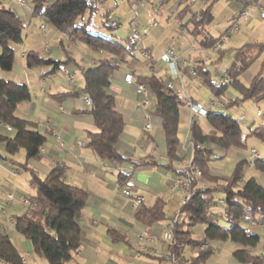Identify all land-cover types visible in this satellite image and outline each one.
Listing matches in <instances>:
<instances>
[{
	"label": "trees",
	"instance_id": "obj_1",
	"mask_svg": "<svg viewBox=\"0 0 264 264\" xmlns=\"http://www.w3.org/2000/svg\"><path fill=\"white\" fill-rule=\"evenodd\" d=\"M100 5L96 0H29V9L23 8L28 15L25 20L0 0V71H12L14 46L23 42L32 19L42 21L64 37L81 42L90 51L99 53L101 58L97 64L79 69L83 78L82 88L54 96L58 100L80 94L87 96L90 105L85 112L91 116L94 130L86 133V147L104 165L117 167L131 159L121 149L125 116L116 106L111 77L120 62L128 61V56L132 57L131 61L135 60L136 40L118 35L120 22L113 19L110 11L101 13L100 23L95 24L93 16L98 13ZM189 8L186 6L178 16ZM211 16L210 5L192 14L189 20L194 24V31L204 33V26L211 22ZM220 39L221 36L210 37L204 33L200 45L204 49H213ZM108 55L116 60H111ZM262 56L264 64V43H249L235 49L232 62L222 76L228 79L227 84L214 80L201 60L192 64L188 62V66L180 67V70L184 75H189V69L194 70V77H198L212 97L225 103L226 107L245 101L257 102L264 99L263 67L249 85L242 82L241 76ZM149 58L154 62L153 58ZM24 60L28 69L46 67L45 74L62 69L70 72L73 67H78V63L69 56L54 60L40 57L37 50L27 51ZM157 73L154 70L150 74L132 75L137 82L148 86L155 97L150 112L160 119L168 159L164 167L172 169L174 162L187 160L186 156L180 155L181 145L177 138L180 106L187 98L180 91L168 88V83H172L170 72L165 78ZM228 88L238 93L236 99L229 101L223 98ZM30 99L27 84L0 77V161L11 162L10 157L22 154L24 162L14 163L28 172V183L35 191L34 195L25 197L30 203L27 210L13 216V230L17 237L30 243L33 255L46 264H69L86 242L81 210L86 205L88 193L66 181L62 166H55L44 176L30 167V163L40 160L41 148L46 141L36 122L16 115L17 107ZM223 109L207 111L203 117L207 129L202 126L201 118H196L199 115H195L190 123L189 141L200 146L193 149L190 156L202 176L191 181L190 197L181 206L176 220L166 215L163 198L157 199L151 207L141 206L135 214L140 225L151 228L157 240L168 244L167 254L174 257L177 264H204L213 254V244L226 241L233 244L232 256L239 264H264V256L259 252L260 237L249 231L254 226L264 228V183L255 177L244 178L248 165L259 172L264 171V158L258 156L253 164H249L247 158H240L230 176L213 173L209 165L224 158L230 149L244 148L249 136L264 141V122L244 136L239 122L224 113ZM7 126L11 131L7 130ZM216 149H222L224 154L217 156ZM139 165L136 163L134 166ZM130 177L131 173L117 170L116 181L121 190L127 187ZM210 182L214 183L213 187L206 185ZM196 225L204 226L200 239L194 237L192 227ZM168 229L171 236L166 239ZM108 235L114 242L123 239V235L114 229H109ZM203 244L208 246L201 248ZM165 261L162 255V264ZM0 264H26L25 256L1 225Z\"/></svg>",
	"mask_w": 264,
	"mask_h": 264
},
{
	"label": "crops",
	"instance_id": "obj_2",
	"mask_svg": "<svg viewBox=\"0 0 264 264\" xmlns=\"http://www.w3.org/2000/svg\"><path fill=\"white\" fill-rule=\"evenodd\" d=\"M7 1H10L9 7L13 8L17 13L18 10L15 7L21 8L24 14H18L25 20L28 19L27 12L21 6L17 5L14 0ZM135 1L137 3L143 2L142 0ZM197 2H200L202 7L194 9L192 0H177L176 4L180 6L182 3H186V6H190L189 10H187L190 11V17L195 12L210 5L212 20H218L224 27L220 36L224 34L235 16L240 12L246 10L248 18L241 23L239 30L234 32L236 35H233L234 33L231 34L229 38L221 43L219 48L214 47L212 49L217 56L216 60H213L212 57L206 59L198 57L191 61L189 58V64L201 60L208 70V63L216 62L223 58H228L231 64L232 54L235 49L249 43H264V19L260 17L259 12V9L264 10V0H246L245 2L238 0H208L205 3L202 1ZM180 12L177 13V18L182 17V13L178 16ZM42 25L44 26L43 30L41 29ZM203 31L210 37H214L210 32ZM191 32L195 35L201 33L194 31V29ZM204 33H201L203 37ZM144 36L147 42L140 51L143 69L138 71L135 65L136 60H128L120 62L118 69L113 72L111 77L116 106L125 116V126L121 136V149L131 159V161L117 167L104 165L86 147V133L94 130L91 116L85 112L88 108L85 104L87 96L80 94L64 100H58L54 96L71 89L78 90L82 88L83 78L79 69L97 64L101 58L99 53L90 51L81 42L64 37L63 34L42 21L32 19L23 42L14 46L12 71L5 74L0 73V77L4 79L28 85L31 99L17 107L16 115L36 122L37 129L46 137V141L41 148L40 160L30 163V167L35 169L39 175L41 173L46 175L55 166H62L66 181L84 189L88 193L86 205L81 210L82 230L86 242L80 247L79 252L74 255L69 264H132V262L135 264H162L161 256L167 252L168 244L157 239L145 249H140L137 245L135 235L143 226L135 219L136 213L131 208L132 198L122 194L121 188L116 181L118 169L131 173L126 186L130 189L132 195L143 197L142 206L151 207L157 199L163 198L166 201L164 207L166 215L169 217L178 215L185 192L182 190L173 191L171 185L176 178V168L181 162H174L172 169L164 167L168 159L164 138L160 130V119L152 115V131L144 130L143 112L135 109V103L141 99V96L136 93L133 85L128 86L123 81L126 73L150 74L160 68L159 59L153 56L152 44L148 43L150 42V35L146 32ZM167 49H172L175 52L180 51L179 48L174 49L168 46L164 48V52ZM218 49L225 52L220 53L217 51ZM29 50H37L40 57H48L54 60H62L67 56L72 58L78 63V67H73L70 71L73 83H69L67 76L62 70L45 74L48 70L46 67L26 68L24 55ZM148 56L153 58L155 63ZM262 62L263 56L242 74L241 80L244 84L249 85L261 67H263L262 73L264 75V64ZM169 72L171 74V71ZM166 75L161 77L165 78ZM182 75V78H178L171 74L170 77L175 78L174 80L172 79L174 89L183 93L187 99L201 105L203 109L212 110L210 109V102L220 100L211 99L208 102L206 101L207 103H203L198 97L193 98L191 93L188 95L190 87L195 86L200 93L204 87L198 77L189 76L195 79L194 83L188 81L186 83L184 82L185 76L184 74ZM222 76H224V73L215 72L212 78L216 80V78H222ZM152 96L155 98L153 94ZM237 97L238 93L232 88H228L223 94V98L229 101ZM152 107H150V110ZM183 108L186 113L181 117L179 111L177 138L181 145L180 155L186 156L185 159H189L191 150L186 149L185 145L190 139L189 127L192 118L191 112L185 104ZM225 108L226 106L224 105ZM215 109L218 110L217 108ZM196 118H203V116ZM159 138L162 139L161 142ZM160 143L163 145L162 147ZM237 150L230 149L224 158L210 162L209 165L212 172L221 176H229L239 159L244 157ZM10 159L11 162L9 160V162L5 161L4 163L0 161V225L7 230L10 237L12 235L15 246L25 256L27 264V259L33 260L34 257L32 246L29 242L23 241L15 235L13 223L10 221L14 215L21 214L27 210V207L20 203V199L34 195L35 191L28 181L21 180L19 173L17 176L12 174L13 166L18 165L14 161L24 162V156L16 154ZM136 163L140 165L134 166ZM6 174L10 175L11 179H7ZM31 192L32 194L29 196L24 194ZM8 194H13L14 201L4 209L2 202L5 201ZM109 229L119 232V234L123 235V239L112 241L108 235ZM249 231L260 237L259 252L262 251L264 249V228L254 226L250 227ZM213 247L215 251L208 261L217 264H227L226 258L232 253L233 248L226 250L222 244H213Z\"/></svg>",
	"mask_w": 264,
	"mask_h": 264
},
{
	"label": "rangeland",
	"instance_id": "obj_3",
	"mask_svg": "<svg viewBox=\"0 0 264 264\" xmlns=\"http://www.w3.org/2000/svg\"><path fill=\"white\" fill-rule=\"evenodd\" d=\"M4 5L10 6V1L2 0ZM143 2L137 3L135 0H107L106 3H103L99 6L98 13L93 16V22L95 24H99L101 17L100 14L106 11H110L114 16L113 19H116L120 22V26L118 29V35L123 38H132L135 33H138L140 36L136 40L135 51L137 59L136 60V68L138 71H141L142 68V59L140 58V51L143 46H145V33L149 34V44H152L153 56L156 59H159L160 68L157 69V75L163 76L165 74L169 75V70L167 69V64L161 61V54L164 52V48L171 46L174 49L179 48L180 51H176L178 55L182 54L185 58L192 61L194 58H209L212 57L213 60L217 59L215 52L212 48L204 49L201 47L200 42L203 37L201 33L192 34V30L194 29L193 22L189 21L190 11L182 12V17L177 18V13L182 11L186 3H182L180 6L176 4L177 0H142ZM188 4V3H187ZM193 8L197 9L202 7L200 2H194ZM18 10L19 14H24L22 9L19 7H15ZM20 10V11H19ZM24 10V9H23ZM204 26V30L208 31L214 37H219L224 30L221 23L218 20H212L209 24ZM234 33V32H233ZM232 33V34H233ZM233 35H236L234 33ZM181 55V56H182ZM128 60H131L132 57L128 56ZM230 61L228 58H223L218 61H213L208 63V68L211 76L215 74V72H219L221 74L225 73V69L229 67ZM156 69V68H155ZM0 73H6L0 71ZM184 82L194 83L193 78H190L189 75H184ZM171 79H175L172 77ZM185 83V84H186ZM190 91L188 95L191 93L193 98L198 97L202 100L203 103H207L209 100L214 99L212 95L206 88H202V92H198L195 86L189 88ZM184 95V94H183ZM215 100V99H214ZM207 101V102H206ZM217 102V101H215ZM257 103V104H255ZM211 106V105H210ZM209 107V106H208ZM210 109H215L211 106ZM223 112L226 114H230L235 120L239 122L241 125V130L243 135H248L250 130L258 127L264 122V99L259 100L257 102L245 101L238 105L230 104ZM186 113V110L183 106H180V116L183 117ZM191 114V113H190ZM187 115V114H186ZM202 117V116H201ZM191 118L193 116L191 114ZM199 119V118H197ZM202 126L204 129H207V124L204 122L203 118L200 119ZM161 142V138H159ZM160 146L162 147L163 145ZM237 150V149H236ZM244 158L249 157L256 152L260 159L264 158V141L260 140L255 136H249L246 139L245 147L242 149H238ZM217 156H222L224 151L222 149H216ZM14 169L18 171L20 174L21 180L28 181L29 175L28 172L25 171L21 166L14 165ZM263 172H259L255 169L254 166L248 165L244 172V178L248 179L250 177H255L259 182L264 183ZM44 176L43 173L40 174ZM231 175V174H230ZM229 175V176H230ZM1 178V175H0ZM7 179H11L10 175L6 174ZM207 185V184H206ZM214 183H208V187H213ZM29 196L31 193H24ZM218 197V194L216 195ZM145 227H142L143 229ZM204 226L196 225L192 227L194 237L196 239H200L202 236ZM152 233V232H151ZM11 239L13 241V237L11 235ZM156 240V238H155ZM14 243V241H13ZM222 244L226 250H231L233 248V244L229 241L215 243V245ZM214 248V247H213ZM225 250V249H224ZM215 248L213 250V253ZM232 252V251H231ZM227 264H239L235 258L232 256V253L228 255ZM27 264H46L43 259H40L36 256L33 257V260L27 259ZM132 264H135L132 262ZM164 264V263H163ZM204 264H217L211 261H206ZM220 264V263H218Z\"/></svg>",
	"mask_w": 264,
	"mask_h": 264
},
{
	"label": "built area",
	"instance_id": "obj_4",
	"mask_svg": "<svg viewBox=\"0 0 264 264\" xmlns=\"http://www.w3.org/2000/svg\"><path fill=\"white\" fill-rule=\"evenodd\" d=\"M14 1L16 2V4H18L22 8H24L26 10L29 9V0H14ZM96 1L99 4H103V3L107 2V0H96ZM119 1H124V0H119ZM192 1L193 2L202 1L205 3L208 0H192ZM238 1L245 2L246 0H238ZM259 12H260V17L264 19V10L259 9ZM247 18H248V12L246 10L237 14L235 16L234 20L232 21L231 25L229 26V28L221 36L219 43H217L215 47L216 48L220 47L221 43L225 39L229 38V36L233 32L238 31L241 23L246 21ZM114 24H115V22H114ZM41 29L42 30L44 29L43 25L41 26ZM135 34L136 35L133 36V40H137L138 37L140 36L138 33H135ZM108 57L111 60L115 59L112 55H108ZM161 61L164 62L165 64H167L170 71H171V74L173 76L178 77V78H182V76H183L182 72L180 70V67L184 68V67L188 66V61L183 56L176 54V52L172 49H167L162 54ZM62 72L67 76L69 83L72 84L73 83L72 74L67 69H62ZM188 73L190 76L195 75V72L192 69H189ZM216 80L220 83H224V84L228 83V79L224 78V77L218 78V79L216 78ZM123 81L128 86L133 85L135 87L136 93L141 96V99L135 103V109L141 110L143 112V120H144L143 128L145 131L151 132L152 131V123H151L152 114L150 112V107L155 104V98H153L152 92L150 91L148 86H146L145 84H141V83L137 82L135 77L131 73L124 74ZM168 88H174L173 84L168 83ZM85 104L87 106L90 105V100L88 98L85 100ZM210 105L213 106L214 108H217V109H223L224 108V104L219 102V101H217V102L211 101ZM185 106L190 110L193 117L195 115H199V116L204 117L207 113V110L203 109L201 105L194 103L193 101H191L189 99L186 100ZM6 128H7V130L11 131L10 127L7 126ZM185 147H186V149H190L191 152L195 148H200L199 145H194L190 141L185 145ZM257 158H258V154L256 152H253L252 155L247 157V160H248L249 164H253L257 160ZM12 174L14 176H17L18 171L12 170ZM201 176H202V173H201L200 169L193 164L191 156L189 159L181 162L177 166L176 178L174 179V181L171 185V189L173 191L182 190L185 192V195H184L183 200H182V205L185 202H187V200L190 197V183H191V181L193 179H198ZM263 176H264V172H263ZM121 192L124 196L132 198L131 199L132 200L131 201V208H132L134 213H137V211L140 209V207L142 206V204L144 202L143 197L140 195H132V193L128 187L123 188L121 190ZM13 201H14L13 194H8L5 201L2 202V206L5 209V207L10 205ZM20 203L22 205L26 206L27 208L30 205L28 199L25 197H22L20 199ZM173 217H174L173 221H175L176 217L175 216H173ZM10 222L14 223V220L11 219ZM135 236H136V240H137V245L140 247V249H145L149 244H151L152 242L155 241V237L152 235L151 229L149 227H145L143 229H140L136 233ZM170 236H171V232H170V229H168L165 237H166V239H169ZM207 246H208V244H203L201 246V248H206ZM261 254L264 256V249H262ZM163 255H164V258L166 260L164 264H177L174 257H169L167 252H165ZM24 261H25V259H24Z\"/></svg>",
	"mask_w": 264,
	"mask_h": 264
}]
</instances>
